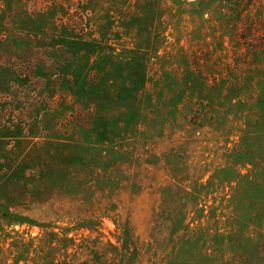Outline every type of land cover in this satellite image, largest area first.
<instances>
[{"label":"rangeland","instance_id":"374dc122","mask_svg":"<svg viewBox=\"0 0 264 264\" xmlns=\"http://www.w3.org/2000/svg\"><path fill=\"white\" fill-rule=\"evenodd\" d=\"M0 264H264V0H0Z\"/></svg>","mask_w":264,"mask_h":264},{"label":"trees","instance_id":"16d2710c","mask_svg":"<svg viewBox=\"0 0 264 264\" xmlns=\"http://www.w3.org/2000/svg\"><path fill=\"white\" fill-rule=\"evenodd\" d=\"M244 1H246V3H251L252 2V0H244Z\"/></svg>","mask_w":264,"mask_h":264}]
</instances>
